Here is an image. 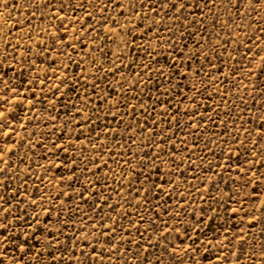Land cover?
Returning <instances> with one entry per match:
<instances>
[{
  "label": "rangeland",
  "instance_id": "rangeland-1",
  "mask_svg": "<svg viewBox=\"0 0 264 264\" xmlns=\"http://www.w3.org/2000/svg\"><path fill=\"white\" fill-rule=\"evenodd\" d=\"M0 114L2 264H264V0H0Z\"/></svg>",
  "mask_w": 264,
  "mask_h": 264
},
{
  "label": "snow or ice",
  "instance_id": "snow-or-ice-1",
  "mask_svg": "<svg viewBox=\"0 0 264 264\" xmlns=\"http://www.w3.org/2000/svg\"><path fill=\"white\" fill-rule=\"evenodd\" d=\"M108 2L111 3L112 0H108ZM256 2L258 3L259 0H256ZM182 6H183V5L181 4V7H182ZM106 7H107V5L105 6V10H106ZM89 18H90V17H89ZM0 115H2V114H0ZM0 264H2V258H0Z\"/></svg>",
  "mask_w": 264,
  "mask_h": 264
}]
</instances>
